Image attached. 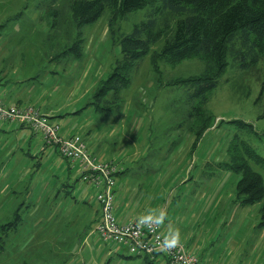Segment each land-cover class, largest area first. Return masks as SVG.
I'll use <instances>...</instances> for the list:
<instances>
[{
	"label": "rangeland",
	"instance_id": "1",
	"mask_svg": "<svg viewBox=\"0 0 264 264\" xmlns=\"http://www.w3.org/2000/svg\"><path fill=\"white\" fill-rule=\"evenodd\" d=\"M71 1L0 0V70L14 79L40 76L24 89H32L42 111H51L55 117L51 120L67 134L83 138L89 153L93 152L89 142L103 150L101 162L126 168L119 184H128L137 195L140 189L139 204L152 208L162 232L167 223L173 231L179 229L180 241L191 254L213 264H264L262 202L246 206L235 202L239 177L218 167L227 162V148L236 135L264 159V117L260 118L264 101L257 102L262 63L241 70L239 59L229 58L207 104L201 106L212 123L198 140L197 99L190 98L192 91L185 86L168 83L200 75L206 67L193 59L176 66L160 63L155 73L150 56L162 41L130 70V84L119 96L120 108L102 116L87 105L120 59L114 38L146 21L150 9L119 20L112 37L108 9L95 23L76 29ZM76 40L81 41L80 58L71 53L58 56ZM231 121L249 124L253 132L238 129ZM21 135L0 132V264H144L125 247L104 244L96 235L86 246L74 242L68 228L58 225L62 214L54 216L61 205L56 201L50 215L46 195L39 196V184L53 180L54 171L48 164L33 170L36 160L23 148L12 147ZM249 165L264 185V168ZM61 183L56 187L61 189ZM90 194L94 205V193Z\"/></svg>",
	"mask_w": 264,
	"mask_h": 264
},
{
	"label": "trees",
	"instance_id": "2",
	"mask_svg": "<svg viewBox=\"0 0 264 264\" xmlns=\"http://www.w3.org/2000/svg\"><path fill=\"white\" fill-rule=\"evenodd\" d=\"M147 7L150 13L146 21L134 25L129 34L114 38V44L120 48V59L108 78L99 83L87 107H93L102 116L119 109L120 93L130 84V70L149 53L151 46L162 41L161 47L150 56L155 73H159L160 63L176 66L193 59L202 61L206 67L200 75L168 83L185 86L192 91L187 90L190 98L197 99L194 110L201 122L198 140L212 123V117L201 106L207 104L208 95L229 66V58L239 59L241 70H250L260 63L264 66V0H72L69 12L74 26L80 29L95 23L108 9V32L113 37L119 20ZM80 42L76 40L72 48H66L58 56L71 53L80 58ZM262 76L257 102L264 101V73ZM263 117L264 110L260 118ZM228 123L253 132L252 126L242 121ZM249 162L264 168V159L236 135L227 148V162L218 167L239 177L235 202L242 206L262 202L259 227H264L263 180Z\"/></svg>",
	"mask_w": 264,
	"mask_h": 264
},
{
	"label": "crops",
	"instance_id": "3",
	"mask_svg": "<svg viewBox=\"0 0 264 264\" xmlns=\"http://www.w3.org/2000/svg\"><path fill=\"white\" fill-rule=\"evenodd\" d=\"M7 72L8 71L6 70H0V99L3 101V103L8 106L40 107L38 108L40 110L42 107L40 104H38L40 103V99L33 98L31 94L32 89L29 91L24 89L25 87H29V84L31 85L30 82L33 79L40 76L37 75L33 78L24 76V78L21 79H14L15 76H10ZM41 111L42 109L40 112ZM50 112L51 111L44 110L41 113L49 118H55L52 116L53 113L50 114ZM58 116L57 118H60L61 115ZM23 130H26L25 133H21ZM0 132H12L15 136L22 134V137H20L18 141L16 139V142L12 143V147L14 149L23 148L26 151V155H28L30 159L36 160L37 164L35 165L32 161L33 166H31L33 167L34 171H38L39 168L45 164H48L54 171L52 174L53 180H49L44 184H39V189L41 188V193L39 196H41L43 192V194L46 195L45 202L50 215L55 212V207H53V204L56 201L61 205L54 213V216L62 214L58 220V225L61 224L66 227V229L68 228L71 233L69 236L74 239V242L76 241L78 244H80V246H86L89 239L95 235L94 229L97 222L99 221L100 213L97 203L95 202L96 204L92 205L90 202V196H92L90 193H93V191H91L87 185L79 180L78 166L65 159H62L55 146L46 145L38 135H35L27 127L18 124L0 123ZM75 134L76 133L67 134L66 130L60 129V135L62 136H71ZM89 143L92 151L94 153L96 152V155L92 154L93 152L90 153L93 156L95 155L94 157L101 161L100 158L102 157L104 151L100 150L96 145H94V143ZM119 168L121 171L120 174L116 176V200L114 203V212L117 221L122 224L128 220L138 217L151 218L159 221L157 218H155L150 206H141V204H139V200L142 197V192L140 189L137 195L134 194L135 189L132 190L128 184L124 186H122L121 183L119 184L120 180L124 178L123 176L126 175V168L121 166ZM60 182H63V184L61 183L60 185L61 189L56 187ZM68 189H71L73 192L71 193V191H68ZM61 191L62 194L60 193ZM51 204L52 206H50ZM161 215L163 217L164 213L161 212L160 216ZM163 230L165 237L171 241L170 234L173 232V228L169 223H167L165 226H163ZM179 245L183 246L190 253L188 250L189 248H187L181 241ZM135 257L141 259L144 264H167L164 257L159 255ZM205 258L199 257V264H213L209 259Z\"/></svg>",
	"mask_w": 264,
	"mask_h": 264
},
{
	"label": "built area",
	"instance_id": "4",
	"mask_svg": "<svg viewBox=\"0 0 264 264\" xmlns=\"http://www.w3.org/2000/svg\"><path fill=\"white\" fill-rule=\"evenodd\" d=\"M0 123L29 128L49 146H55L62 159L79 168V180L93 191L99 208V221L94 233L104 244L125 247L130 255L164 257L167 264H199L198 258L183 246H170L158 222L140 217L119 223L115 217L116 176L120 168L114 162H101L91 156L79 136L62 137L59 126L34 106H8L0 99Z\"/></svg>",
	"mask_w": 264,
	"mask_h": 264
},
{
	"label": "clouds",
	"instance_id": "5",
	"mask_svg": "<svg viewBox=\"0 0 264 264\" xmlns=\"http://www.w3.org/2000/svg\"><path fill=\"white\" fill-rule=\"evenodd\" d=\"M140 221L141 222H145V218L144 217H140ZM180 231L179 229L174 230L171 234H170V239H171V245L170 246H176L177 244L180 243Z\"/></svg>",
	"mask_w": 264,
	"mask_h": 264
}]
</instances>
